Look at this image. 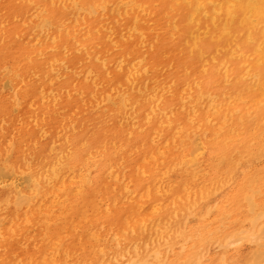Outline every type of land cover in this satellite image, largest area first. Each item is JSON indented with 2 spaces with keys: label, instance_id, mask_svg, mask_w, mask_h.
Returning a JSON list of instances; mask_svg holds the SVG:
<instances>
[{
  "label": "bare ground",
  "instance_id": "6f19581e",
  "mask_svg": "<svg viewBox=\"0 0 264 264\" xmlns=\"http://www.w3.org/2000/svg\"><path fill=\"white\" fill-rule=\"evenodd\" d=\"M163 2L0 0V264H228L263 240L264 169L231 176L263 150L264 0ZM97 76L115 112L87 103Z\"/></svg>",
  "mask_w": 264,
  "mask_h": 264
},
{
  "label": "rangeland",
  "instance_id": "374dc122",
  "mask_svg": "<svg viewBox=\"0 0 264 264\" xmlns=\"http://www.w3.org/2000/svg\"><path fill=\"white\" fill-rule=\"evenodd\" d=\"M157 2L159 3V5L161 6V8L164 6L165 7V3L163 2V0H157ZM163 9V8H162ZM165 12V11H164ZM162 16L164 17V18H162L161 19V26L162 27H164V29H166V30H168L169 29V26H168V24H167V22H168V19L167 18H165V15L164 14H162ZM112 73H114V74H117L118 72L116 71V67L114 66V67H112ZM99 76H97V77H95V78H93L94 79V81H93V79L90 81L89 79H87V78H82L81 80H80V84L82 85V87L83 88H85L86 89V91L88 92V101H87V103L88 104H94L95 106H97L98 104L100 105V104H103V102H104V105L100 108V107H97V108H95V109H93L94 111H93V113H95V114H98L99 112H103V113H107L108 111H113V112H115L116 111V109H118L117 108V106L115 105V103H112V102H107V101H104L102 98H101V94H99L100 92H101V85H102V79L99 77ZM85 79H87V80H89L90 82H87ZM92 82H94V84L92 83ZM99 82V83H98ZM89 84V86L90 87H87V85L86 84ZM91 83V84H90ZM94 87H96V88H94ZM98 87V88H97ZM96 91V92H95ZM93 94V95H92ZM93 96V97H92ZM98 97V98H97ZM100 97V98H99ZM74 99L76 100V102H77V99H78V97L77 96H75L74 97ZM99 99H100V101H99ZM64 100H67V96L64 98ZM94 100V101H93ZM73 101V100H72ZM90 102V103H89ZM117 102V101H116ZM109 103V104H108ZM114 104V105H113ZM36 105H37V103H36ZM35 105V106H36ZM86 106H88V105H83L82 107H81V109H83V108H85ZM245 106H247V104H245ZM105 109V110H104ZM115 110V111H114ZM85 111V110H84ZM83 111V112H84ZM105 111V112H104ZM58 112H59V109H57V110H53L52 111V113L51 114H54V115H52L51 116V118H56V116H59V114H58ZM42 113L43 112H41L40 113V115H42ZM74 113H72V112H70V114H68L67 115V117L69 118V117H71V115H73ZM206 116L207 115H204V117L203 118H205L206 119ZM65 117H66V115H65ZM64 117V118H65ZM249 118H250V121L252 120L253 122H254V118H252L251 117V115L249 116ZM27 120H29V116L25 119V120H22V123L23 122H25V121H27ZM67 120V119H66ZM251 121V122H252ZM21 121H19V123H20ZM201 123H204V122H197V124H196V126L197 127H202L203 129H201V130H205V131H207L208 132V130H207V128L204 126V125H200ZM33 124V123H32ZM64 124H65V122H64ZM28 128V129H27ZM33 128V127H32ZM31 130V128H30V126H26V128H25V131H30ZM57 131V133H56V135L55 136H58L59 134H61V128L60 129H57L56 130ZM204 131V132H205ZM261 131L262 132H260V134L258 135V137H257V139H258V141L259 142H263L264 143V125H262V127H261ZM49 132L47 131L46 132V134H48ZM45 134V138L47 139L46 141H50V140H52L51 138H52V136L50 135V133H49V135H46ZM212 137L211 136H209L208 137V139H211ZM261 138V139H260ZM263 143H262V146H263V150H262V152H260V153H258V155L257 156H250V158H253V159H250L249 161H247V164H245L244 165V163H240V164H238L237 166H236V169H235V171H233V173H232V176H231V180H232V182H233V185H232V188H234V186H238L240 183H242L243 182V180L245 179V177L246 176H250V177H254L255 179L257 178V173L258 174H260V171H262L263 169H264V145H263ZM0 159H1V155H2V153H4V151H5V148H6V143H2V141L0 140ZM4 147V148H3ZM1 151H3V152H1ZM256 157V158H255ZM253 160V161H252ZM252 161V162H251ZM261 164V165H260ZM204 167H203V171H202V178H207V177H209V175L208 174H211L212 172H213V170L211 169V167L210 166H208L206 163H203L202 164ZM250 165V166H249ZM239 166V167H238ZM254 167V168H253ZM205 168V169H204ZM263 168V169H262ZM259 169H262V170H260L259 171ZM206 170H208V171H206ZM226 170H227V167H225L223 170H222V172H226ZM253 170V171H252ZM238 171V172H237ZM259 171V172H258ZM241 172V173H240ZM257 172V173H256ZM208 173V174H207ZM246 174V175H245ZM248 174V175H247ZM234 176H235V178H234ZM249 177V178H250ZM240 178H241V180H240ZM235 180V181H234ZM238 183V184H237ZM237 186H236V189H237ZM250 186V185H249ZM255 186H256V183H255ZM229 194V189L227 190V194H226V190L225 191H223L222 193H221V195H219L218 197L216 196L215 197V199H213L212 198V200L213 201H211L212 203H211V205L212 204H215L217 201H219V199H221L222 197H224V196H227ZM256 194H258V193H256ZM224 195V196H223ZM15 207L11 204V205H8V206H4V208H3V215L4 216H6V217H9V216H14L15 215V213H16V208L14 209ZM5 210V211H4ZM242 212V214H243V211H241ZM214 212H212V214H211V217H210V219H208L209 221H212L213 219H215V213L213 214ZM251 222H249L248 220L245 222V224H244V226H245V228H247V229H249V230H251V228H252V224H250ZM192 224V225H191ZM190 225L191 226H193V225H195L196 224V221H193L192 223H191ZM233 230H237V226H235V227H233ZM96 232H98L99 233V237H101V232H99L97 229L95 230ZM34 233V234H33ZM32 234L34 235V236H36V232H33ZM103 233H105V232H103L102 231V234ZM263 234V233H262ZM262 234L260 235L261 236V238H262ZM263 236H264V234H263ZM245 242H249V241H242L241 242V244H237L239 247H238V249H237V247H235V246H237V245H234V247L232 246V249H231V247H230V250H228L227 251V255H228V258L229 259H234V261L236 260V261H238V262H236L235 261V263L232 261L231 262V260H230V262H228V264H249V262H250V259H248V258H251L252 257V255L253 254H258L257 252L258 251H260L259 253H260V255H261V257H262V254L261 253H263L264 251H263V249H264V238H263V240H259V242L257 241V242H254V243H245ZM27 244H29L30 245V247L32 248L33 246V248H36V247H39V246H41L40 245V243L39 242H37V241H35V242H32V241H27L26 242ZM34 243V244H33ZM105 243L109 246V248L111 249H113V245H111V239H108V240H105ZM258 243V244H257ZM247 244V245H246ZM250 244V245H249ZM256 245H258L257 247H256ZM261 245V246H260ZM214 245H212L211 247H210V249H209V251H208V253H209V255H210V258L212 259L213 258V256H214V258L213 259H215V257H217V255H216V253L217 252H215V250H214ZM245 247V248H244ZM246 247H248V248H246ZM249 247H250V250H249ZM254 248H255V250H254ZM259 248V249H258ZM234 249L236 250V251H234ZM240 249V250H239ZM33 252H35V253H37L38 254V252L34 249H31ZM214 250V251H213ZM239 250V251H238ZM257 250V251H256ZM252 251H255V253L254 252H252ZM242 252V253H241ZM251 252L253 253V254H251ZM230 253V254H229ZM236 253V254H235ZM238 253V254H237ZM239 253H240V255H239ZM246 253V254H245ZM248 253H250V255H251V257H250V255L248 254ZM264 254V253H263ZM216 255V256H215ZM247 256V257H246ZM264 257V256H263ZM263 257L261 258V263L260 264H262V263H264V261H263ZM240 258V259H239ZM248 259V260H247ZM243 260V261H242ZM249 261V262H248ZM242 262V263H241ZM247 262V263H246ZM250 264H253V263H250Z\"/></svg>",
  "mask_w": 264,
  "mask_h": 264
}]
</instances>
